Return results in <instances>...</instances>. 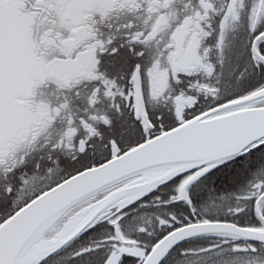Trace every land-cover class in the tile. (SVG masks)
<instances>
[{
    "label": "snow or ice",
    "instance_id": "snow-or-ice-1",
    "mask_svg": "<svg viewBox=\"0 0 264 264\" xmlns=\"http://www.w3.org/2000/svg\"><path fill=\"white\" fill-rule=\"evenodd\" d=\"M0 264H264V0H0Z\"/></svg>",
    "mask_w": 264,
    "mask_h": 264
}]
</instances>
